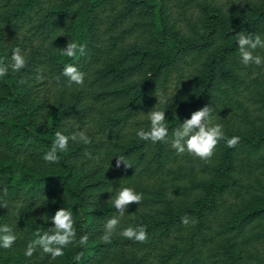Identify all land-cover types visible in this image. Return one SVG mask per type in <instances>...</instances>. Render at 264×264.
I'll return each mask as SVG.
<instances>
[{
    "label": "trees",
    "instance_id": "obj_1",
    "mask_svg": "<svg viewBox=\"0 0 264 264\" xmlns=\"http://www.w3.org/2000/svg\"><path fill=\"white\" fill-rule=\"evenodd\" d=\"M197 5L181 25L171 0H0V64L10 65L15 48L27 61L0 78V196L6 187L9 204L0 225L17 237L0 248V264H264V179L253 171H264V73L244 66L237 46L238 33L264 39V0ZM69 40L86 45L85 54L61 55ZM67 64L84 73L83 85L69 86ZM185 75L187 91L158 103L155 94ZM155 106L166 112L169 138L210 106L213 122L240 142L220 141L208 162L178 156L136 135L150 129ZM57 131H83L91 143L70 140L50 164L43 155ZM120 156L130 168L116 167ZM122 187L143 199L119 217L109 199ZM62 207L87 245L56 260L39 249L26 258L34 232L53 226L42 216ZM114 216L120 224L105 244ZM139 225L147 242L119 235Z\"/></svg>",
    "mask_w": 264,
    "mask_h": 264
},
{
    "label": "clouds",
    "instance_id": "obj_2",
    "mask_svg": "<svg viewBox=\"0 0 264 264\" xmlns=\"http://www.w3.org/2000/svg\"><path fill=\"white\" fill-rule=\"evenodd\" d=\"M238 54L240 61L244 66H250L255 64L256 66L264 65V60L258 55H254V51L257 48H264V39L259 34L244 35L238 33L237 37ZM86 51V45L79 44L77 42L69 40L66 47L61 48V55L68 58H76L77 53L84 55ZM27 66L25 56L21 53L20 48H15L12 52L11 63L0 64V78L8 75L9 68L13 73H18ZM62 75L68 79L69 86L72 84L83 85L84 73L72 65L67 64ZM37 79H42V76H38ZM26 83V81H21ZM159 103V99H158ZM213 108L210 106H204L199 110L191 113L190 118H186L180 123V126L175 128L172 132L171 138H169V130L165 124L166 112L158 110L156 106L151 109L148 114L150 121V129L145 131L139 130L136 135L143 141H150L152 144L167 143L171 148L175 150L176 154L183 155L187 153L194 159H199L204 162H208L215 154V149L219 145L220 141H225L228 148H235L240 138L233 136L227 138L223 131V126L213 122L212 118ZM77 141L84 144H90V138L83 131L73 133L71 136L64 135L62 132L57 131L55 138L52 142L50 151L43 155V160L50 163H58V153H62L68 150L69 141ZM90 155V154H89ZM121 165L130 168L123 156L118 157L116 161V167ZM8 189L3 188V195L0 196V208H9L8 201L4 199L7 196ZM143 199V194L136 192L131 187L119 188L114 197H111L113 207L116 212L119 213V217H123L128 208L132 204L140 205ZM119 217H112L107 220L104 225V234L101 236L102 241L105 244H110L113 234L116 232L118 225L120 224ZM45 222H51L52 227L47 231L41 233L39 230L34 232V239L30 240L24 250V256L26 258L33 257L37 249L41 250L42 254H47L52 260H56L65 255L64 249L70 245L78 247L86 246L89 237L83 235L77 241L75 220L73 212L66 208L58 209L53 216H42ZM181 223L188 226L190 221L187 216L181 218ZM194 225L195 219L191 221ZM119 235L127 240H132L138 243H145L148 239V233L146 227L139 225L137 227L128 226L119 232ZM16 235L12 227L7 224L0 225V248L10 249L16 242ZM83 253L77 254L74 259L80 261Z\"/></svg>",
    "mask_w": 264,
    "mask_h": 264
},
{
    "label": "rangeland",
    "instance_id": "obj_3",
    "mask_svg": "<svg viewBox=\"0 0 264 264\" xmlns=\"http://www.w3.org/2000/svg\"><path fill=\"white\" fill-rule=\"evenodd\" d=\"M172 1V6H173V10H174V15H176L177 17V23L184 25L185 24V18L186 17H191L193 18L196 14H198L199 12V8L197 3L200 0H171ZM214 3H218L223 5L224 7L228 8L230 6H232L233 4L237 3V2H245L247 0H211ZM264 51V50H263ZM255 55H258L262 58V60H264V52L260 51L258 53H256ZM253 72L254 73H264V65L262 66H254L253 67ZM190 84V78L185 75V77L180 81V82H170L165 88H161L156 94H155V98L156 99H163L166 101H169V99L177 94V93H184L187 91V87ZM188 155L186 153V158H188ZM186 158H184L183 160H186ZM192 159L194 161H198L199 159H194L192 157ZM257 158H252L251 161H256ZM255 174H259L260 176H262V178L264 179V171L261 172L260 169H253ZM233 196H229L230 200H233Z\"/></svg>",
    "mask_w": 264,
    "mask_h": 264
}]
</instances>
